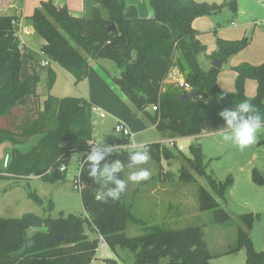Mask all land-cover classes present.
<instances>
[{"label": "trees", "instance_id": "obj_1", "mask_svg": "<svg viewBox=\"0 0 264 264\" xmlns=\"http://www.w3.org/2000/svg\"><path fill=\"white\" fill-rule=\"evenodd\" d=\"M23 0H0V144L27 143L39 136L28 150L14 148L8 166L0 170V181L39 176L42 181H64L69 158L74 152L85 155L92 145V106H97L122 120L133 133L155 126L163 138L176 139L198 135L203 131L224 130L218 115L249 99L264 114V61L260 64L241 62L233 66L236 72L234 90L220 88V69H203L198 56L206 46L197 38L192 23L202 16H211L228 7L237 11L236 0L207 3L197 0H148L153 16L142 17L134 5L125 0H84L83 16L73 15L66 6L52 0L40 1V6L27 16L36 33L45 41L40 52L50 62L72 73L75 83L87 79L89 94L84 97L56 98L48 96L40 106L36 92L38 75L33 69L34 58L21 51L16 33L17 12ZM114 25V27H112ZM248 44L247 38L225 40L217 38L211 61L228 58ZM85 53V55H83ZM88 58L113 61L120 74L113 83L120 94L90 65ZM176 66L184 81L198 92L197 97L181 99L186 92L174 84L164 87L170 70ZM48 88L55 82V72L47 66ZM256 81L253 97L245 94V81ZM124 96L126 100L122 98ZM157 106L151 111L149 107ZM258 144L264 143V131ZM129 137L117 140L108 162L119 160L122 177L133 152L121 149ZM150 158L155 161L180 159L187 164L177 173H163L168 182L195 183L204 177L209 189L200 186L198 207L211 213L212 222L225 225L238 221L236 241L221 254L246 251L245 264H264V249L253 247L250 231L253 213L233 216L218 199H224L232 185V177L216 179L206 172L200 144H191L189 155L175 144L173 148L160 142L148 143ZM65 166L63 171L60 167ZM80 192L85 217L74 214L53 218L34 213L20 217H0V264H93L98 238L90 239L84 225L103 237L110 250L119 247L131 252L133 264H209L212 258L204 240L201 225L172 229L164 223L147 224L134 216L126 201V192L118 201L101 199V186L88 175V165L79 169ZM252 181L264 186V176L252 170ZM38 205L40 196L29 193ZM49 204V208H50ZM128 222L141 224L143 233L127 236ZM61 235L56 241L55 236ZM264 241V236H263ZM167 259L166 262H163ZM103 264H118L105 257Z\"/></svg>", "mask_w": 264, "mask_h": 264}, {"label": "rangeland", "instance_id": "obj_2", "mask_svg": "<svg viewBox=\"0 0 264 264\" xmlns=\"http://www.w3.org/2000/svg\"><path fill=\"white\" fill-rule=\"evenodd\" d=\"M88 1L92 2V0ZM242 1L245 2L244 0ZM251 1L255 3L257 7L259 6L264 8V0ZM32 4L33 3L30 4L31 7H29V9H27L26 13L24 14L26 20L24 21L25 23L22 34L24 39H21V51L24 50V52H28L34 58L33 69L35 70V73L38 75L39 79L36 85V92L39 96L40 106L42 107L43 101L50 95L56 98H63L67 96L84 98L88 97L89 87L87 79L75 83V78L72 73L60 67L57 63L49 62L48 65H43V62L47 60L42 54H40V42L43 39L36 33L30 20L27 19V16L33 12L34 6L39 5L38 0L36 1L35 5ZM71 10H73L72 13L76 16L84 15L81 10L76 9L75 5L71 7ZM231 13L232 12L227 7H224L223 10L216 14L215 19L221 27L220 31L222 34L234 36L236 34L232 30L236 27L231 24V21L234 20L237 24L238 22L237 19L232 18L233 16H231ZM262 27L264 28V25L261 23H259L256 27L246 26L241 32V35H238L240 36V39L244 37L247 38L248 44L243 49L244 51H240L237 54L232 55L231 58L228 59V62L226 64L224 63L223 65L221 73H225L222 74V76L227 79H225L226 83H223L224 79H222V81H220V86L228 89L227 91L234 90L233 83L230 84L229 82V78L233 76V70L230 67V64L239 63L240 57H244L253 62H257L259 58L264 60V35L262 36L260 31L257 32V29ZM238 28L240 30L241 27ZM238 28L236 31H238ZM220 31L218 30L217 34H219ZM210 35L212 39H209L207 36H201V40L207 45V53L210 51V46L213 44L214 38L217 39V36L214 37L212 33ZM83 55L87 57L85 53H83ZM199 60L201 65L207 68L208 63H205L203 60V53L199 55ZM47 66L52 68L55 72V82L51 89L48 88ZM253 81L254 80H252V82ZM230 85L232 86L229 87ZM164 87L166 86L164 85ZM149 110L152 111L151 107H149ZM92 122L94 123L93 139L95 142L101 143L103 141L105 145L109 146L108 148L115 147L117 145V140L120 139L122 135L114 130L113 127L115 123L113 117L106 114L104 118H100L98 112H92ZM38 138L39 136L33 137L27 143L22 145H14L9 141L2 142L0 144V170L7 168L11 158L12 150L14 148H19L22 151H28L37 142ZM218 138L221 143L224 144L223 156L213 159V157L205 153V149L203 154V162L206 166L205 169L207 173L213 174L219 180H224L228 174L234 172L233 166L235 165H232V162L235 160V145L224 141L222 139V135H219ZM167 140V138H163L160 135L159 131L154 126H149L147 129L141 132L134 133L128 144L130 146H122L120 150H126L128 147V151H133L141 145L147 147L148 143L152 142H160L163 144L169 141ZM203 140L206 142L205 138ZM134 143L136 144V148H133ZM90 144L93 146L94 143L90 141ZM118 147L119 146L116 148ZM167 147L172 149L173 145ZM226 150H228V152ZM186 151L187 150H185V153ZM210 152L212 156L218 154L213 150ZM249 152V150L247 152H241L242 157H247ZM187 153V155H189V151ZM241 155L237 153L238 157ZM77 156H79L80 160V158L83 156V153L74 152L71 154L64 181L57 180L54 182H46L42 181L39 176L35 175H30L19 179L0 181V217H20L25 213H34L42 217L50 216L53 218L59 217L61 213L64 215L74 214L79 217H85L86 213L82 206L80 192L79 190L73 189L72 186L73 179L79 175V160L77 159ZM181 166L187 167V164L180 159L171 160L170 164H168V162L163 158L160 161H155L150 158L147 164L143 165V167L147 168V170L150 172V178L147 181H142L138 184L129 182L126 190V201L130 206L132 205L131 210L134 216L143 220L147 224L152 222L164 223L167 227L172 229L184 228L196 224L201 225L204 232V240L212 247L210 253L213 255L221 254L222 252L226 251L230 245L235 243L238 221L235 220L232 221V223L225 225L216 224L212 222L210 212L199 210L197 198L199 187L203 186L208 188L204 177L196 176L197 181L195 183H183L178 181L169 183L168 181L163 180V173L168 171L177 173ZM229 168L231 171L228 170ZM137 170L138 169L134 167L127 168L124 173V179H127V176L130 173ZM29 193H34L40 196L43 201V205H38L30 196H28ZM49 204H51L50 208ZM150 204H153L154 210L153 208L152 210L157 214L155 219H153V217L150 215H146L144 212H141L143 207H147ZM168 209H171V212L174 213L165 214L168 212ZM178 209L180 210L179 212H177ZM230 213L233 216L238 215L233 212ZM263 224L264 213L259 216L258 219H256L253 231L252 229L250 231V236H253L256 250L264 249ZM84 229L85 233H87L90 238L95 236V233L92 232L87 224L84 225ZM141 233H143L141 224H136L133 222L127 223L125 230V234L127 236H136ZM95 238H98L100 241V237H98V235L95 236ZM105 251L109 252L110 249H98L96 257H102ZM118 251H123L122 253L125 254V258L132 257V253L127 250L119 248ZM233 255L235 254L226 256L225 260L230 261L235 257ZM98 258L95 259L96 263L102 264V259ZM245 260L246 253L244 254L242 263L232 262L231 264H244ZM166 261L167 259L163 260V262Z\"/></svg>", "mask_w": 264, "mask_h": 264}, {"label": "crops", "instance_id": "obj_3", "mask_svg": "<svg viewBox=\"0 0 264 264\" xmlns=\"http://www.w3.org/2000/svg\"><path fill=\"white\" fill-rule=\"evenodd\" d=\"M36 1L37 0H23L21 8L17 12V15H18L17 35L19 37L21 45H22L21 39H24L22 37V34H23V27H24V23H25L24 21L26 20L24 17V14L26 13V10L29 9V7H31L30 4L33 3L35 5ZM40 1H42V0H38L39 5L34 6V9L36 7L40 6ZM52 1L59 7L66 6L71 13L73 11V10H71V7H73V5H75L76 9L81 10L83 14L85 12L84 0H52ZM197 1L207 2V3H222L223 1H228V0H197ZM244 1L245 2H243L242 0H236L237 11L235 14L231 13V16H233L232 18L237 19V22H238V24H237V23H235L234 20L231 21V24H233V26L236 27L232 30L236 34L234 36L222 34V32L220 31L221 27L219 26L217 20L215 19L216 18L215 16L217 13L214 15H211V16L198 17L193 21L192 26L196 31H198L197 38L200 40V42L202 44H204L206 46V49H207V45L201 40L202 35L209 37V39H212L210 37L211 36L210 34L212 33L214 35V37L217 36V38H222L225 40H229V39L235 40L236 38L240 39L239 38L240 36H238V35H241V32L244 30V28L246 26L256 27L259 23L264 25V8L259 7V6L257 7L255 5V3H253L251 0H244ZM125 2L127 4L134 5L138 10V14L142 17L153 16V9L150 6L148 0H125ZM73 15H75V14H73ZM238 27H241L240 30ZM237 28H238V31H236ZM218 30L220 31L219 34H217ZM258 31L261 32L260 34L262 36L264 35V33H263L264 28L263 27L260 29H257V32ZM215 39L216 38H214V42L210 46V51L207 53L205 50V52L203 53V60L205 61V63L206 62L208 63L207 68L205 66H202L200 63V65L203 69H208L211 66V60H209L207 58V55H210L214 50H216ZM43 43H45L44 40H42L40 42V46ZM214 43H215V46H214ZM242 51H244V50H241V52ZM23 52H24V50H23ZM230 58H231V56L228 59H230ZM239 59H240L239 63L247 61L248 63H251V64L252 63L258 64V63H262L264 61L262 58H259V60L257 62H253V61L246 59L244 57L243 58L240 57ZM198 60H199V56H198ZM88 61H89L90 65H92L102 75V77L112 86V88L120 94L119 88L112 81L113 77H117L120 74V70L117 68L116 64L111 60L101 59V58L100 59L88 58ZM199 62H200V60H199ZM227 62H228V60H227ZM239 63H237V64H239ZM237 64L236 63L230 64V67L232 68V70H233V66H235ZM223 65H224V63L222 64L220 72L218 73V76H217V82H218L219 86H220V81H222V79H224L223 83H226L225 79H227L224 76H222V74H225V73H221V70L223 69ZM232 75L233 76H231V78H229V82H230V84L233 83V85H234V81H235V77H236V72L234 70H233ZM177 77H180L182 79L183 75L176 66H173L172 70L169 72L166 80L164 81V85L168 86V85L173 84L174 79ZM231 86L232 85H230L229 87H231ZM220 88L225 90V91L228 90L222 86H220ZM256 89H257L256 81L252 82L251 79H247L245 81V94H246V96L253 97L256 94ZM85 98H88V97H85ZM122 98L128 102V100L124 96H122ZM107 114L111 115L109 113H107ZM112 117H113V120L115 123L116 117H114V116H112ZM92 125H93V132H94V123L93 122H92ZM223 132H224V130H221V131H203L198 135H194V136H190V137H183V138H176V139H168V140L173 141V143L177 147H180L179 149L181 151H183L184 153H185V150H187L185 154H188L187 153L188 148L191 144H200L203 154H204V151L206 149L205 153H207V155L213 157V159H216L220 156H223L224 144L221 143V141L218 138L219 135H223ZM204 138L206 139V142L203 140ZM259 138L260 137L258 136L257 142L255 144H253L252 146L244 149L243 151H241L238 147L234 146L235 160L232 162V165H235V166H233L234 172L233 173L231 172V174H228L232 177V180H233L232 185L226 190V192L224 194V199H218L220 205L230 212H233L235 214L253 213L254 221H253V225H252V231H253V227H254L256 219H258L259 216H261L264 213V186L257 185L252 181V170L253 169L258 170L264 176V143L258 144ZM92 143H94L93 146H95L96 144H99V143H96L95 140L93 139V133H92ZM134 145H136V144L134 143ZM209 145H211L213 147H211ZM129 146L130 145H128V147ZM115 147H117V145ZM127 148H126V150H128ZM133 148H136V146H134ZM212 150L218 154H215L214 156H212L211 152H210ZM248 150L250 151L249 154L247 155V157L243 158L241 155V152H244V151L247 152ZM226 151L228 152V150H226ZM129 152H132V151L129 150ZM237 153H239L241 156L238 157ZM228 170L231 171L230 168ZM221 181H223V180H221ZM169 183H171V182H169ZM207 189H209V187ZM152 191H154V190H152ZM152 208L154 210L153 204H150L147 207L146 206L143 207V210L141 209V212H144L146 215H150L151 217H153V219H155V216H157V214H156V212H154L152 210ZM179 211L180 210L178 209L177 212H179ZM169 213H174V212H171V209H168V212H166L165 214H169ZM159 217H161V216H159ZM263 232H264V224H263ZM93 233H95V236L98 235V237H100V235L98 233H96V232H93ZM95 236L91 237V238L89 236V238L94 239ZM251 239H252V243H253L254 248H256L254 245V239H253L252 235H251ZM206 244L208 246L209 251L212 250V247L207 242H206ZM105 248H109V247L108 246L101 247L102 250H105ZM118 250H119V247L115 248L114 251H112V250H110L109 252L105 251L102 257H100V258L96 257V258L103 259L105 257H109V258H114L118 262V264H133V262H134L133 254H132V257L125 258L124 257L125 254L122 253L123 251H118ZM97 251H98V249H97ZM97 251H96V253H97ZM245 253H246L245 249H240L236 252L227 253V254H218V255L212 254L213 256L209 260V264H231L232 262L242 263ZM230 254H235V255H233L235 257L233 259H231L230 261L225 260L226 256H228ZM101 263L103 264V262H101ZM93 264H98V263H96V260H94Z\"/></svg>", "mask_w": 264, "mask_h": 264}, {"label": "clouds", "instance_id": "obj_4", "mask_svg": "<svg viewBox=\"0 0 264 264\" xmlns=\"http://www.w3.org/2000/svg\"><path fill=\"white\" fill-rule=\"evenodd\" d=\"M224 121L222 139L238 147L241 151L257 142L264 131V114L249 99L242 100L234 107L223 109L218 114ZM102 141L90 148L84 162L88 165V175L101 186V199L118 201L126 192L128 183H140L150 178V172L143 167L150 159L147 147L141 145L129 156V167L137 168L127 179L122 177L124 165L119 161L108 162L111 152ZM79 160V156H77Z\"/></svg>", "mask_w": 264, "mask_h": 264}, {"label": "built area", "instance_id": "obj_5", "mask_svg": "<svg viewBox=\"0 0 264 264\" xmlns=\"http://www.w3.org/2000/svg\"><path fill=\"white\" fill-rule=\"evenodd\" d=\"M40 54L43 55V53H41V52H40ZM49 62H50V60L47 59L46 61L43 62V65L44 66L48 65ZM173 82H174L173 84L175 86L181 88L186 93L190 92L193 89L190 84H188V83H186L184 81L183 77H182V79L180 77H177V78L174 79ZM150 107H151L152 111L157 110V106L156 105H152ZM92 112H96V113L98 112L100 118H104L105 115L107 114L106 111L102 110L101 108H99L97 106H92ZM113 128H114V130L116 132L120 133L122 135V137H129V139H131L133 137V135H134V133L128 128V126L120 119L116 118L115 125H114ZM162 145H165V146H170V145L172 146L173 145L174 146V143H173V141H169V142L163 143ZM83 162H84V159H82V158L78 161V167H79L78 169H80V167L82 166ZM64 169H65V166L60 167L61 171H63ZM72 186H73V189H75V190H79L80 191L82 189V185H81V182H80L79 175H78V177H75L73 179ZM106 246H107V244H106L105 240L103 239L102 236H100V241L98 243V248L97 249H100L101 247H106Z\"/></svg>", "mask_w": 264, "mask_h": 264}, {"label": "water", "instance_id": "obj_6", "mask_svg": "<svg viewBox=\"0 0 264 264\" xmlns=\"http://www.w3.org/2000/svg\"><path fill=\"white\" fill-rule=\"evenodd\" d=\"M112 27H114V25H112ZM222 64H223V62L221 59H215V60L211 61V66L215 67L217 69H221ZM197 96H198V92L195 89H192L190 92L183 94L181 96V99L193 98V97H197ZM55 239H56V241H59L61 239V235H56Z\"/></svg>", "mask_w": 264, "mask_h": 264}]
</instances>
